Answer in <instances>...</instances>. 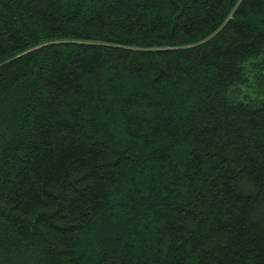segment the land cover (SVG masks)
Listing matches in <instances>:
<instances>
[{
    "label": "trees",
    "instance_id": "trees-1",
    "mask_svg": "<svg viewBox=\"0 0 264 264\" xmlns=\"http://www.w3.org/2000/svg\"><path fill=\"white\" fill-rule=\"evenodd\" d=\"M0 264H264V0H0Z\"/></svg>",
    "mask_w": 264,
    "mask_h": 264
}]
</instances>
